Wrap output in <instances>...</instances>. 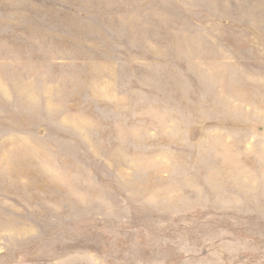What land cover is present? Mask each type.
<instances>
[{"label": "rangeland", "instance_id": "374dc122", "mask_svg": "<svg viewBox=\"0 0 264 264\" xmlns=\"http://www.w3.org/2000/svg\"><path fill=\"white\" fill-rule=\"evenodd\" d=\"M0 264H264V0H0Z\"/></svg>", "mask_w": 264, "mask_h": 264}]
</instances>
